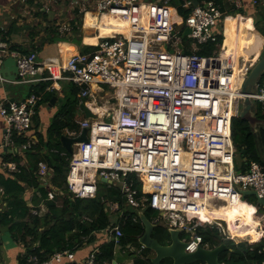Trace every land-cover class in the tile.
Listing matches in <instances>:
<instances>
[{
	"label": "built area",
	"instance_id": "obj_1",
	"mask_svg": "<svg viewBox=\"0 0 264 264\" xmlns=\"http://www.w3.org/2000/svg\"><path fill=\"white\" fill-rule=\"evenodd\" d=\"M140 4L153 7L148 29L132 23L128 35L102 36L91 50L42 63L35 52L10 50L6 42H0V66L9 53L15 58L18 82L47 80V90L59 89L62 81L73 83L78 87V107L85 104L94 114L79 120L78 132L65 129L70 137L79 136L83 128L87 132V141L74 145L66 175L68 190L75 197L93 198L98 176L105 178L120 189L128 206L138 211L147 205L157 212L156 220L180 229L188 244L185 250L192 252L202 245L199 227L213 226L224 233L220 219L200 218L208 207L243 201L246 190L264 197V171L255 161L246 170H237L232 141V121L241 110L242 86L254 62L236 69L221 53H196L200 45L216 42L219 35L224 39L218 27L222 11L212 0L195 5L187 0L183 6L192 10L186 17L176 7L174 11L169 0H95V14L119 13ZM88 12L92 13L84 9L83 16ZM186 27L191 30L185 36L191 39V53L161 48L176 45L174 40ZM43 70L47 74L37 76ZM103 85L120 91L116 107L101 114L89 101L93 87L103 91ZM40 97L0 99L4 121L0 148L16 147L15 136L29 131ZM249 98L264 106V73ZM31 143L19 145L26 149ZM9 166L15 167L14 163ZM47 172L46 164L39 162V173ZM108 206L113 211L118 208L116 203ZM110 232V240L124 253L142 251V246L120 244L119 225ZM96 255L97 251L90 252L85 264H97ZM72 256V252L58 251L39 264L61 263Z\"/></svg>",
	"mask_w": 264,
	"mask_h": 264
},
{
	"label": "trees",
	"instance_id": "obj_2",
	"mask_svg": "<svg viewBox=\"0 0 264 264\" xmlns=\"http://www.w3.org/2000/svg\"><path fill=\"white\" fill-rule=\"evenodd\" d=\"M185 1H170V5L176 7L177 13L183 17H186L192 10V6H183ZM207 1L210 0H191L193 5ZM212 1L220 4V9L222 10L223 0ZM75 11L78 12L77 9ZM233 11L240 12L235 9ZM230 14H225L224 16L229 15V17H232ZM133 18L137 19L136 23L142 28L148 29L152 20V13H141ZM70 23L71 35L74 34L76 36L80 32L81 23L78 22L79 25H77L73 19ZM131 25V20H128L122 26V32L125 35H128V30L124 31L125 27L131 29ZM254 30L264 36V28ZM2 31L0 30L1 33ZM48 33L52 34L50 41L67 40L66 36L61 35L56 27H51ZM7 34L8 32L2 34V39L8 43L10 50H16L21 53L30 51L18 44L11 43ZM236 35L238 36L234 37L228 32V41H240L241 32L237 30ZM76 37H71L69 41L80 45L81 40ZM248 37L251 38V36ZM250 38L248 41L251 40ZM254 38H252L253 41ZM259 40L257 39L256 41ZM222 43L224 56L228 59L229 64L236 69L249 65V58L252 56L251 54L255 55L257 52L256 45L259 44V42L256 44L255 41L252 43L248 42L246 43V48L239 49L242 46H234L226 50L225 37L223 39V36L219 35L216 42L200 45L196 53H216L217 47ZM86 46V44H83L80 47L84 48ZM247 49L252 53L248 52ZM192 51L189 45L184 48L186 53H191ZM49 83L50 81H40L31 87L33 94L41 96L37 103L36 111L40 103L49 101L57 91L56 89L47 90L46 87ZM60 91L62 92V97L57 111L45 132L41 133L37 130L39 128V119H37L35 113L33 118L34 126L25 135H16L14 138L16 145H19L26 143L28 140L33 142L32 136H36L37 141L31 143L30 147L24 151L29 156H32L45 149L46 151L43 153L42 158L38 157L34 162L29 161L26 164H20L21 156L17 152L3 148L5 151L1 154L3 162L11 161L16 165L15 170L9 171L5 169L6 174L0 173V228H6L12 238L25 247L24 252L17 257L18 264H39L55 252H73L77 245L83 241L92 243L99 232L107 230L110 232L116 225H119L123 233L120 237L122 246L127 244L139 246L138 238L144 232V226L138 219L137 210L126 204L124 195L118 187L98 181V189L93 198H78L68 190L66 175L72 153L67 152L62 145L61 136L66 133L65 129L75 132L79 131V125L75 122V115L79 106L78 87L71 82H66L61 84ZM253 110L258 117L264 119V112L260 113L257 111L256 104H254ZM232 141L238 154L234 159L237 170L244 171L248 168L251 161H255L260 164L264 171V128L255 131L247 121L239 118L233 119ZM238 156L240 157L239 160L237 159ZM39 161L46 162L48 172L44 176L39 173ZM44 182H47V184L40 186ZM135 183L136 187L141 188L139 181ZM34 189L36 191H33ZM26 190H31L33 193L30 199L33 203V209L37 211L35 204L42 201L46 208L42 215L31 212L32 207L27 205V198L24 197ZM145 190H147L146 185ZM245 198L252 199L249 196H245ZM112 203H116L118 208L110 212L108 205ZM220 208L221 210H227L224 215H220L218 208L211 209L208 207L205 210L206 213L199 214V216L202 220L208 221L212 219L224 220L225 227L232 236L241 238L249 236V240L252 242L235 240V238L230 236V238H226L224 236L226 234L223 235L215 227L203 226L197 229V233L202 237V244L213 248L225 243L227 250L219 256V261L223 262V264H260L264 259L262 252L264 248V225H261L257 211L262 209V207L259 208L256 202L255 204H250L243 200L238 206L230 207L227 204ZM142 210L148 219L156 222L152 236L159 242L166 243L169 240L168 227L156 220L157 212L149 206H144ZM112 214H117V219L114 221L111 219ZM134 218L138 220L135 221ZM149 252L150 250L144 248L143 256L138 257L139 259L136 260L135 264H152L149 259L150 256H148ZM32 256L36 260H30ZM113 259L114 242H102L96 255L97 264H112ZM162 264H170V260L165 259Z\"/></svg>",
	"mask_w": 264,
	"mask_h": 264
},
{
	"label": "crops",
	"instance_id": "obj_3",
	"mask_svg": "<svg viewBox=\"0 0 264 264\" xmlns=\"http://www.w3.org/2000/svg\"><path fill=\"white\" fill-rule=\"evenodd\" d=\"M17 1L23 2L22 0H17ZM75 1L76 0H73V2ZM145 1L162 2L165 0H145ZM170 1L171 0H169V2ZM77 2H79V0H77ZM15 3L16 0H0V30H4L5 33L8 32L7 37L10 39L11 43L18 44L23 48H25L26 50H30L29 52H35L39 63H42L44 60L48 58H58L60 61H64L71 54H74L78 51L82 52V51L91 50L94 47V45L97 43L98 38L102 36H106L107 34L116 35L119 32H122V26L126 24L128 20H131L134 16H137L138 14L141 13H152L153 10V7L147 6L146 4H140L131 7L128 11L121 10L118 11L119 13H117V11L113 10L102 16H98L95 13H87L86 16L84 17V25L88 26L89 28H95L98 32L90 33V32H86L85 29L81 31L80 28V32L76 35L81 40V44L78 45L74 42L69 41L71 37H76L74 36V34L71 35L70 28L63 31V29L62 30L59 29L61 27L54 26L58 29L61 35L66 36L67 40L60 39L59 41L57 40L50 41V36L52 34L48 33V31H50V28L53 26L49 23L48 25H45L46 21L39 23L37 26L38 30H35V32L30 28L33 27L32 25L30 24L23 25L22 23L19 22L20 18H22V14L18 15V9H17V6H19L20 3L18 4ZM217 5L220 8V4L217 3ZM222 5H223L222 10L220 9L222 13H224L222 17L225 14H230V13H231L230 15H232V17H229V15L224 16L223 18H221L218 24L219 29L220 30L223 29L224 31L226 50L234 46L236 47L242 46L239 48L242 49L247 47L246 43L248 42L252 43L255 41L256 44L259 42V44L256 45L257 52L255 53V55L251 54L252 59L254 58L253 62H255L257 56L259 57L261 50L264 48L263 47L264 36L261 35L260 33H257L254 30V29L261 30L264 28V0H223ZM14 7L16 8L15 10L13 9ZM171 8L175 11V7L171 6ZM234 9L240 12H234L233 11ZM15 13H16V17H15ZM33 14L36 17L42 18V20L48 19L49 17V14H47L44 10L35 11L33 12ZM174 20H176L177 23L180 22L179 17L176 18L174 17ZM24 27L28 28L26 29L25 33L29 37L18 40L17 37L19 34L23 33L22 28ZM127 30L128 32L131 31V29L125 27L124 31ZM237 30L242 34L240 41H235V42L228 41L227 39L228 32H230V34L235 37L238 36L236 35ZM250 31L252 32V36L251 38L250 37L247 38V34H249ZM2 34L3 33L0 32V42H6L4 41V39H2ZM253 37H255L254 41L252 40ZM184 38H182V36L180 35L178 39L174 40V42L176 43V45L174 46L176 48L178 46H181L183 44ZM249 38L251 39L250 41H248ZM257 39L260 40L256 41ZM83 44H86L88 47L86 46L84 48H81L80 46H82ZM167 46L169 45L166 46L162 45L161 48H165ZM247 50L248 52L250 51L249 49ZM46 74L47 72L43 70L40 73H38L37 76H45ZM0 76L4 78V80H0V99L7 98L9 100L24 99L27 96H29V94L30 95L33 94L31 90L32 85H35L40 81H47V80H38L34 82H18L15 58L9 53L4 55L3 63L0 66ZM62 83H66V82L62 81L60 83V87ZM56 93L58 98L54 103L49 104L48 101H46L40 103V105L37 107V111L35 115L37 116V119H39V126H38L39 128L37 130L40 131L41 133L45 132V129L47 128L55 112L57 111L59 102L62 97V92L60 91V88L57 89ZM107 95L112 97L111 92L107 93ZM94 98L95 95L92 99L90 98L89 101V103L92 105H93L92 100ZM107 99L105 100V102H107ZM79 110L82 111V109L78 107L76 113ZM85 117H87L85 116V114L80 119L76 117L75 122L79 125V120H82ZM33 126H34V119L32 120L31 127ZM3 135H4V121L0 116V144L4 140ZM32 137H33L32 143H35L37 141L36 136L33 135ZM74 145L75 144L72 145L73 149H74ZM3 148H8L10 151L17 152V154L21 156L20 164H26V162L29 161L34 162L38 157L42 158L43 153L46 151L45 149H43L39 153H35V155L31 154L32 156H29L24 151L26 149L21 148L20 145H17L16 147H3ZM3 148H0V173L6 174L5 169L9 171H13L15 170L16 165L14 162L11 161L9 162L2 161L1 154L5 151L3 150ZM237 159L239 160L240 157L238 156ZM39 162L44 163V161H39ZM10 163H14L15 167L11 168L9 166ZM6 164H8V166ZM46 184L47 182L42 183L43 186ZM33 191H36V189H34ZM32 194L33 193L31 192V190H26V192L24 193V197L27 198V205L32 207L31 212L33 214L42 215L46 211V208L44 207L42 201H40L35 204V208H37V211L36 209H33L34 208L33 203L30 200ZM240 201L241 200H237L234 203H229V205L230 207L236 206L240 203ZM218 206H219L218 212L220 214L226 213L227 210H221L220 208L221 206H225L223 203L218 204ZM211 209H213V207ZM258 216H260V220L264 221V214H259ZM111 219L113 221L116 220L117 214H112ZM223 232H224L223 234H226L232 238L237 237V236L235 237L232 236V234L229 232V230H227L226 227L224 228ZM110 237H111V232H109V230L101 231L97 234L94 242L87 243L83 241L81 244L77 245L76 249L72 252L73 256L70 260H64V262L56 263V264H66L67 261H74L79 264H85L86 258L88 257L89 253L92 251H97L98 253L99 247L102 244V242L111 241ZM0 245H3V250L0 249V264H18L17 257L19 254L24 252L25 247L21 243L16 242L6 228H0ZM153 255L154 254L151 252L148 253V256L150 257ZM141 256H143V251L137 254L129 253V252L124 253L122 247L117 245L114 246V259L112 264H135L136 260L139 259L138 257Z\"/></svg>",
	"mask_w": 264,
	"mask_h": 264
},
{
	"label": "water",
	"instance_id": "obj_4",
	"mask_svg": "<svg viewBox=\"0 0 264 264\" xmlns=\"http://www.w3.org/2000/svg\"><path fill=\"white\" fill-rule=\"evenodd\" d=\"M191 32L189 27H186L181 36L184 38ZM264 73V52L261 56L254 62L251 70L245 78V81L242 86V93L244 98L241 103V110L238 114V118L245 120L249 123L251 128L255 131H258L261 128H264V119L257 116L256 112L253 110L254 103L249 98V94L252 93L257 81L261 78ZM57 93H55L50 100L49 104L54 103L57 100ZM80 108L84 112L85 116L93 117L94 114L90 112L88 107L85 104H80ZM86 128H83L80 135L77 137H70L66 134L61 136V142L67 152L72 153V145L79 141H87ZM98 181L109 183L105 178L98 176ZM40 186H43L42 184ZM243 196H249L254 198L258 207L264 209V197H261L257 194L255 190H246L243 191ZM137 216L142 225L144 226L143 234L138 238L139 246H142V251L144 248L150 250L154 255L149 259L152 264H162V261L165 259L170 260V264H190L198 262L199 264H223L219 261V256L221 253L227 250L225 243H221L218 246L213 248L205 247L199 245L194 251L187 252L185 250L188 245L185 240H183L181 230L174 227H168L169 240L166 243L159 242L156 238L152 236L153 231L156 227V224L153 223L147 216L144 214L143 210L137 211ZM225 228V222L220 221ZM0 249L3 250V245H0ZM66 264H79L74 261H67Z\"/></svg>",
	"mask_w": 264,
	"mask_h": 264
},
{
	"label": "rangeland",
	"instance_id": "obj_5",
	"mask_svg": "<svg viewBox=\"0 0 264 264\" xmlns=\"http://www.w3.org/2000/svg\"><path fill=\"white\" fill-rule=\"evenodd\" d=\"M23 2L17 1L15 4L20 3L19 6H17L18 9V15L22 14V18H20L19 22L22 23L23 25L25 24H30L33 27H30L34 32L35 30H38L37 26L39 23H42L44 21H46L45 25L51 24L53 27L54 26H59L61 28L59 29H63L67 30L69 29V25L70 20L73 19L75 21V24L79 25L78 22H80V28L81 31H83V29L86 30V32H90V33H94L96 31L95 28H89L88 26L84 25V17L86 15L83 16V10L84 9H90L92 11V13L97 12L96 8H95V0H79V2H77V0L75 2H73V0H22ZM27 7V8H26ZM14 10L16 9L15 7L13 8ZM78 10V12H76L75 10ZM41 11L44 10L47 14H49L48 19H44L42 20V18L40 17H36L34 16L33 12L35 11ZM89 13V12H88ZM87 14V13H86ZM102 16V15H100ZM14 17V16H13ZM15 17H16V13H15ZM92 27V26H91ZM36 28V29H35ZM26 29H28L27 27L22 28L23 33L22 34H16L18 35L17 39H24V38H28L29 36L26 35L25 31ZM40 30V27H39ZM3 34H6L5 31H2ZM106 35V34H105ZM110 35V34H107ZM191 43V39H189L188 37H185V39L183 40V44L181 46H178L177 48L173 45H169L167 47H165L166 50L168 51H177V50H181L184 51V48L189 45L190 46ZM264 47V46H263ZM223 47L222 46H218L216 52L218 53H223ZM264 48L261 50V53L259 55V57L261 56V54L263 53ZM257 56L256 60L259 58ZM104 88V92L105 91H111L113 90L111 87L103 85ZM112 92V91H111ZM110 95V94H109ZM104 98H110L107 94L103 95ZM113 97L117 98V90L113 91ZM94 100L96 101L97 104H100L101 106L105 107L109 101L105 102L102 99L99 100L98 95L95 96ZM93 101V100H92ZM113 101H115V99H113ZM116 105V104H115ZM112 108V107H111ZM110 108V109H111ZM256 110L259 111L260 113L264 112V106L257 102L256 103ZM84 116V113L82 111H78L75 115V118L78 117L79 119L82 118ZM238 117H235L234 119H237ZM235 156H237L238 154L235 151ZM113 187H117L115 184H112ZM244 202L250 203V204H255V200L254 198L249 199V198H245ZM234 207V206H233ZM261 208V207H259ZM110 212L113 210H109ZM259 214H264V209H259V211H257ZM258 214V215H259ZM261 225H264V221L260 220ZM249 236H245L243 238L241 237H235V240H245L248 242H252L249 240Z\"/></svg>",
	"mask_w": 264,
	"mask_h": 264
},
{
	"label": "bare ground",
	"instance_id": "obj_6",
	"mask_svg": "<svg viewBox=\"0 0 264 264\" xmlns=\"http://www.w3.org/2000/svg\"><path fill=\"white\" fill-rule=\"evenodd\" d=\"M137 22V19L136 18H132L131 19V23H136ZM248 36H252V32L250 31L249 32V34H247V37ZM220 56L223 58V57H225L223 54L221 55L220 54ZM226 58V57H225ZM253 62V59H252V57H250L249 58V61H248V63H252ZM112 91V92H111ZM111 91H105V93H103L104 91H101L100 89H97V87H95L94 86V95L96 96V95H98V98H99V100L100 99H103V100H106L107 98H104L103 97V95L104 94H107V93H109V92H111V95H112V97H110L109 99H107V101H109L108 102V104L105 106V107H102L100 104H97L96 103V101L93 99V109L96 111V112H100L101 114H102V112L103 113H109L112 109H114L115 107H116V105L119 103V99H118V94H117V98H114L113 97V91H114V89L113 90H111ZM120 90H117V92H119ZM113 99H115V101H113ZM116 104V105H115ZM112 107V108H111ZM111 108V109H110ZM241 204V201H240V203L238 204V205H240ZM237 205V206H238ZM209 208H212V207H209ZM225 214V213H224ZM224 214H220V215H224Z\"/></svg>",
	"mask_w": 264,
	"mask_h": 264
},
{
	"label": "clouds",
	"instance_id": "obj_7",
	"mask_svg": "<svg viewBox=\"0 0 264 264\" xmlns=\"http://www.w3.org/2000/svg\"><path fill=\"white\" fill-rule=\"evenodd\" d=\"M153 223H155V224H156V222H154V221H153ZM160 223H161V222H160ZM162 224H163V223H162ZM163 225H164V224H163ZM165 226H166V225H165ZM167 227H168V226H167ZM182 237H184V235H183V234H182ZM202 245H203V244H202ZM203 246H204V245H203ZM205 247H206V246H205Z\"/></svg>",
	"mask_w": 264,
	"mask_h": 264
}]
</instances>
